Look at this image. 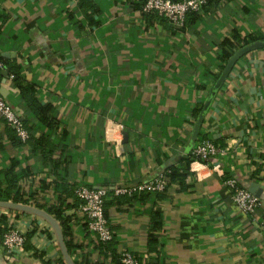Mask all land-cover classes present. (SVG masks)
Returning a JSON list of instances; mask_svg holds the SVG:
<instances>
[{
    "label": "crops",
    "instance_id": "crops-1",
    "mask_svg": "<svg viewBox=\"0 0 264 264\" xmlns=\"http://www.w3.org/2000/svg\"><path fill=\"white\" fill-rule=\"evenodd\" d=\"M89 6L86 0H0V55L20 65L54 119L48 124L32 115L3 69L0 89L30 137L16 146L15 133L0 122V180L15 159L25 205L45 212L65 206L80 245L76 253L87 264H122L111 260L123 252L146 264H264L258 226L264 216V48L243 51L264 41H237L264 36V0L212 2L188 15L181 29L144 13L138 0H89ZM233 36L239 47L217 88L229 61H220V43ZM110 120L121 130L107 137ZM206 138L226 156L191 160L192 146ZM170 167L187 169L188 188L171 183L161 197H109L113 251L99 250L77 212L74 190L135 185ZM229 177L260 190L262 206L254 215L232 202L223 184ZM19 228L34 230L29 245L59 261L57 234L45 219L23 212ZM150 235L158 242L152 248ZM31 250L10 264H43ZM1 256L0 250V263Z\"/></svg>",
    "mask_w": 264,
    "mask_h": 264
},
{
    "label": "built area",
    "instance_id": "built-area-1",
    "mask_svg": "<svg viewBox=\"0 0 264 264\" xmlns=\"http://www.w3.org/2000/svg\"><path fill=\"white\" fill-rule=\"evenodd\" d=\"M209 0H142V11L144 13H155L165 18L168 23L176 28L184 27L186 17L190 13H197L208 3ZM4 69L3 62L0 61V70ZM2 80V79H1ZM0 80V82H1ZM0 122L15 131L16 136L26 142L30 134L24 122L14 109L6 102L0 93ZM121 124L111 120L105 129L107 137L114 131L120 132ZM191 154L194 160L200 163H207L210 158L216 157L221 160L226 156L227 151L220 148L211 139H201L196 141L192 147ZM165 171L150 181L141 182L135 185H113L85 187L79 186L74 190L77 199V212L85 219L88 229L97 237L98 243L106 244L112 240V231L105 215V203L109 197L114 196H135L138 194L155 195L166 189L167 177ZM224 186L229 192L232 202L244 215H254L256 210L262 206V200L249 189L242 187L238 181L229 177L224 179ZM11 202V201H10ZM23 212L12 208H0V215L5 218L1 224L3 229L0 235V250L4 264L12 263L20 254L25 252L24 245L27 231L19 228V218ZM264 231V216L259 225ZM71 256V255H70ZM76 255L71 256L74 261ZM122 264H146L134 257L131 253L120 254ZM63 259V257L61 256ZM77 259V258H75ZM64 260V259H63ZM54 264H59L55 261Z\"/></svg>",
    "mask_w": 264,
    "mask_h": 264
},
{
    "label": "trees",
    "instance_id": "trees-1",
    "mask_svg": "<svg viewBox=\"0 0 264 264\" xmlns=\"http://www.w3.org/2000/svg\"><path fill=\"white\" fill-rule=\"evenodd\" d=\"M174 1H176V0H174ZM218 1H220V0H209L208 3L200 11H202L208 4H210L212 2L217 3ZM138 2L142 8V0H138ZM86 5H87V7H91V6H89V0L88 1L86 0ZM197 13H199V12H197ZM191 14H196V13H190L188 15H191ZM0 19H1V17H0ZM169 25L172 26L170 23H169ZM172 27H174V26H172ZM0 28H1V25H0ZM181 28H183V27H180L177 29H181ZM236 37L237 36H233L232 38H225L224 40L221 41L219 59L223 63H226L229 60V58L232 56L233 51L239 47L238 45L236 46L232 41V39H237ZM259 40L264 41V36L263 35L259 36V35H251L250 34V35H247L246 38L244 37L242 39H238L237 41H241L242 42L241 44L245 45V44H249V43H252L255 41H259ZM0 61L3 62L4 69H6V72L10 75H13L14 85L18 89L19 95L22 99V102L24 103L26 108L29 110V112L32 115H34L38 120L46 122L48 124H52L54 122V119L51 115L52 114L51 105L50 104H43L39 100L36 86L33 83L28 82L25 79V77L22 74V70H21L20 65L15 63V62L5 60L1 55H0ZM3 75H4V71L0 70V80L4 77ZM8 128H10V127H8ZM12 131L15 133V131L13 129H12ZM13 140H14V144L16 146H23L27 142V141L22 142L16 136V134H15V137ZM190 158H191V160H194V156L192 154H190ZM187 162H189V161H187ZM17 169H18V162L15 159H12L9 166L7 167V169L3 170L4 181L0 180V202L11 201L13 203H23V204L28 203L27 199H24L23 194H21L22 187L19 185L20 174L17 172ZM187 173H188V171L186 168L170 167L165 171L164 174L167 177V184L168 185L171 183H176L179 185L180 190H184V189L188 188V185L185 183V178H186ZM165 190L161 193L155 194V196L161 197L165 193ZM147 195H150V194H147ZM121 196H124V195H121ZM136 196L137 195L132 196V197H136ZM127 197L129 198L130 196H127ZM75 203L77 205V202H75ZM37 207L43 208L42 206H37ZM63 207H65V206H63ZM63 207H62V205L59 204L58 206L47 207L45 210L54 219H56L57 221H60V226H61L62 234H63V240H64V244L66 246V249L68 250V253L71 256L76 255L75 258H77V259L74 258V263L75 264H87V260L83 257L80 258L78 253H76V251L78 252L77 248L80 247V245L79 244L77 245L73 242V238H72V235L70 234L69 226L67 225V223H68L67 217L64 216V211H63L64 208ZM4 221H5V218L0 215V235L3 232V229L1 228V224L4 223ZM157 224H159V222H157ZM34 233H35L34 230L27 232L24 249L27 251H30L32 249L31 250L32 251V257L41 260L43 264H54V263H51V261H49L48 259L47 260L45 259L44 253H42L41 251H37L36 249H34L32 246L29 245L30 243H28V242L30 241V239L34 235ZM111 242H112V240L106 244L100 243L98 245L99 250L102 249L105 251V250L110 249V251H113V247H112ZM157 243L158 242H157L156 236L150 235L148 238L149 248L154 247L155 244H157ZM120 258H121L120 255L113 253L111 262L115 261L117 259L121 262ZM58 262L60 264H65L64 260L61 257H60ZM97 264H103V263H97ZM150 264H152V263H150Z\"/></svg>",
    "mask_w": 264,
    "mask_h": 264
},
{
    "label": "water",
    "instance_id": "water-1",
    "mask_svg": "<svg viewBox=\"0 0 264 264\" xmlns=\"http://www.w3.org/2000/svg\"><path fill=\"white\" fill-rule=\"evenodd\" d=\"M258 47L264 48V43L263 42H256L254 44H251L250 46H247V47L243 48V51H247L249 49L258 48ZM234 59H235V57L231 58L227 62L226 67H225L223 73L221 74V76H220V78L218 80L217 88L223 82V80L225 79L226 75L228 74L230 68L232 67V65L234 63ZM0 93L4 96V91L2 89H0ZM249 191L252 192L253 194H255L256 196H259L260 190H255L254 186H252V188L249 189ZM2 207L12 208V209L20 210L22 212L33 213V214H36V215L42 217L43 219H45L54 228V230L56 231L58 245L60 247V251H61V254H62V257L64 259L65 264H75L73 259L70 256V254L68 253V250L66 249V246H65L64 240H63V236H62V233L60 231L58 223L47 212H45L43 210H40L38 208L27 206L25 204L13 203V202H10V201H8V202H0V208H2ZM2 263L3 262H1L0 264H2Z\"/></svg>",
    "mask_w": 264,
    "mask_h": 264
}]
</instances>
